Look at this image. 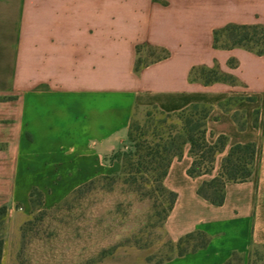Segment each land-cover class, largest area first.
I'll list each match as a JSON object with an SVG mask.
<instances>
[{
    "label": "crops",
    "instance_id": "0c3cea01",
    "mask_svg": "<svg viewBox=\"0 0 264 264\" xmlns=\"http://www.w3.org/2000/svg\"><path fill=\"white\" fill-rule=\"evenodd\" d=\"M229 24L264 26V0H0L1 264L17 263L32 192L50 210L82 185L118 175L113 157L147 107L174 114L207 105L208 140L227 138L210 175L188 176L189 146L172 162L164 186L177 199L165 235L173 244L193 232L211 241L164 264H225L264 247V54L215 49V30ZM149 47L169 55L136 71L137 49L146 58ZM195 67L235 83L193 81ZM247 143L257 147L252 179L227 184L222 206L201 198L229 150Z\"/></svg>",
    "mask_w": 264,
    "mask_h": 264
},
{
    "label": "trees",
    "instance_id": "16d2710c",
    "mask_svg": "<svg viewBox=\"0 0 264 264\" xmlns=\"http://www.w3.org/2000/svg\"><path fill=\"white\" fill-rule=\"evenodd\" d=\"M213 46L215 49L228 50L242 48L261 56L264 54V26L229 24L215 30ZM137 53L141 54L142 49L138 48ZM168 55V52L163 49L149 47L146 51V58L139 56L135 70L139 71L149 62L167 58ZM230 64L234 65V61H231ZM190 78L193 81L202 80L207 85L217 82L235 83L232 76L226 75L218 69H206L205 67L193 68ZM154 110L164 117L161 124H168V126L157 127L153 131L143 130L137 122L132 120L128 133L132 150L129 152L120 151L113 157L120 164V173L114 176H104L82 185L54 209L65 204L71 197L78 198L84 190L95 186L97 182H110V184L119 182L139 193L142 198H152L156 194L163 202H166L165 222L177 199V195L164 186L172 162L175 159L180 160L186 147L189 146V154L193 162L188 169V176L197 178L210 175L216 157L223 153L227 147V138L220 136L215 142L208 140L207 121L212 109L207 105H191L174 114L165 113L157 108ZM151 116L152 113L149 112L147 118L150 119ZM173 118L176 119L174 122ZM235 119L239 124V129L243 130L244 124L240 122L237 115H235ZM256 161L257 147L254 143L233 146L223 159L218 176L203 182L197 191L198 195L214 206H222L225 202L226 185L250 181ZM30 203L33 212H46L42 209L43 195L40 192L36 190L32 192ZM210 241L211 238L203 232L187 234L176 244L169 241L171 251L175 252L174 255L156 264H164L174 257H183L203 250L207 248ZM2 251L3 243L0 242V264ZM243 261V255L235 253L225 264H243Z\"/></svg>",
    "mask_w": 264,
    "mask_h": 264
},
{
    "label": "rangeland",
    "instance_id": "374dc122",
    "mask_svg": "<svg viewBox=\"0 0 264 264\" xmlns=\"http://www.w3.org/2000/svg\"><path fill=\"white\" fill-rule=\"evenodd\" d=\"M154 109L138 108L133 121L143 130L168 126ZM131 150L128 143L121 152ZM166 208L156 194L142 198L119 182H97L56 209L32 213L22 229L16 264H156L175 253L163 228ZM243 258V264H264V247Z\"/></svg>",
    "mask_w": 264,
    "mask_h": 264
}]
</instances>
